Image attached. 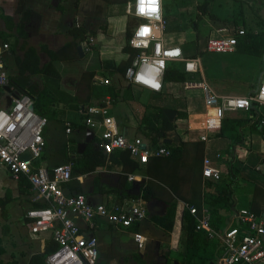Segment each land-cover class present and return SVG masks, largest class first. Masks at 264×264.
<instances>
[{
  "label": "crops",
  "instance_id": "obj_1",
  "mask_svg": "<svg viewBox=\"0 0 264 264\" xmlns=\"http://www.w3.org/2000/svg\"><path fill=\"white\" fill-rule=\"evenodd\" d=\"M234 1L236 7L232 10L228 9L225 0L219 3L218 12L210 11L212 6L208 5V12L219 17L215 19L201 11V0H163L167 20L165 44L181 47L190 56L200 52L212 36L234 33L242 28L256 34L264 33V0ZM132 2L0 0V44L9 43L11 47L4 59L10 79L20 76L19 60L33 48L39 63L32 66L34 72L25 74L30 91L35 98L42 92L49 93V100L53 102L50 105L59 116L50 119L45 128L46 148L36 164L52 170L80 158L91 144L95 151L101 152L98 142L104 131L103 120L106 116L113 117L127 139L151 152L168 147L172 154H153L148 162H141L130 153L136 162L132 167L122 155L128 150H116L114 155L105 154V165L62 184L66 194H83L93 205L141 202L147 209L146 218L130 227H115L97 219L95 227L91 228L85 220L77 218L81 232L98 240V264H222L221 237L228 229L240 226L236 217L238 211L249 209L264 222V173L257 164L264 157V135L249 123L240 128L241 136L237 138L218 136L223 123L217 129L205 127V94L201 89H187L185 81L204 80L214 91L223 94L214 86L217 81L213 83V80H221L226 66H221L218 60H206V53L201 54V72L194 75L185 72L183 62H169L179 66L170 65L168 69L184 71L187 77L183 82L165 83L164 80L162 91L129 83L126 71L140 53L130 45L128 38L129 27L132 32L137 25L131 11ZM76 27H84L87 35L93 37L94 54L85 51L86 40L79 42L80 39L73 36ZM223 28L225 30L220 31ZM190 42L196 50L185 51L183 46ZM90 66L96 70L89 69ZM211 69L214 74H207ZM262 72L260 83L264 79V66ZM98 84L114 87L119 93L117 102L113 103L109 95L95 96L93 85ZM10 87L12 93L17 91ZM160 92L169 98L163 99ZM5 95L0 91V107L7 106ZM160 105H170L164 113L176 128L166 129L158 135L161 124L155 119L151 121L148 114L153 106ZM166 109L176 110L174 121L170 120ZM179 109L185 111L187 117L179 118ZM250 113L228 112L224 118L227 119L224 132L235 135L236 132L230 129V119L245 118L251 116ZM69 126L71 130L67 132ZM88 130L93 136L86 143ZM155 138L157 144L153 145ZM206 157L221 169L222 180L203 176ZM130 176L134 178L130 179ZM221 181L230 183L233 206L230 210L218 208L212 215L207 202L217 196V185ZM146 191L148 197L144 198ZM34 196L35 191L30 186L14 179L8 168L0 163V261L29 264L31 256L44 252L47 241L52 238L50 233L36 234L30 230L27 211L39 204L34 201ZM3 203L6 216L2 211ZM189 205H200V213L209 210L212 231L198 230L196 226L194 232L187 229ZM173 211L174 218L171 219L169 214ZM136 233L143 235L142 243L136 241ZM13 236L19 237L18 245L24 244L30 251L24 262L18 257L23 251L18 247L10 250V244L16 242L7 239ZM258 264H264V260Z\"/></svg>",
  "mask_w": 264,
  "mask_h": 264
},
{
  "label": "built area",
  "instance_id": "obj_2",
  "mask_svg": "<svg viewBox=\"0 0 264 264\" xmlns=\"http://www.w3.org/2000/svg\"><path fill=\"white\" fill-rule=\"evenodd\" d=\"M132 14L140 21L129 40L132 47L140 50L133 64L126 71V78L132 85H139L153 91H162L164 77L171 61H181L185 72L194 75L202 70V53L231 54L238 50V36L245 35L246 29L234 33L210 37L196 55L187 56L181 47L165 44L164 32L167 20L163 11V0H133ZM143 8V11L141 10ZM155 9V11H153ZM225 30L224 28L220 31ZM93 47V37L86 40L85 51ZM9 43L0 44V91L10 86V77L5 65V54ZM107 82V80H106ZM187 89H201L205 94V127L217 129L222 126L228 112H249L258 105L260 127H264V79L248 95H224L214 91L204 80L185 81ZM11 104L0 107V163L5 165L12 177L19 180L26 177L35 191L34 201L45 206L31 208L26 217L30 220L31 232L50 233L57 242L58 249L47 256L48 264H98L99 243L95 236L84 235L77 224V218L85 220L91 228L97 219H103L115 227H130L143 221L147 209L141 202L135 204L104 203L91 204L83 194H66L61 184L73 178V164L67 162L52 170L37 166L46 148L45 128L49 120L38 114L35 99L17 92L9 93ZM93 111V108H90ZM104 131L98 142L99 149L112 154L116 150H128L141 162H148L155 155H171L172 151L160 147L151 152L141 144L123 135L113 117L103 120ZM70 126L67 132H70ZM220 155H218L219 157ZM264 161V157H263ZM203 176L218 181L222 179L221 169L209 157L204 159ZM134 176H130L133 179ZM188 209L197 219L198 230H211V215L208 209L199 212L198 207ZM240 226L228 229L221 237L222 264H258L264 260V222L253 211L241 209L237 213ZM212 231V230H211ZM213 235V232H212ZM142 243L143 235L135 234Z\"/></svg>",
  "mask_w": 264,
  "mask_h": 264
},
{
  "label": "trees",
  "instance_id": "obj_3",
  "mask_svg": "<svg viewBox=\"0 0 264 264\" xmlns=\"http://www.w3.org/2000/svg\"><path fill=\"white\" fill-rule=\"evenodd\" d=\"M121 1L129 2L130 0H121ZM208 5H209V0H205L200 6L201 11L204 14H208L211 18H215V19L219 18L215 14H211L208 12V9H207ZM135 18L138 24L140 20L137 17ZM133 32L134 31L131 32V28L129 27V30H128L129 39L132 37ZM72 34L76 38V40L80 39L79 42L82 40L85 41L89 37L84 27H78V28L76 27L75 29H73ZM94 52H95V47H92V49L87 53L94 54ZM238 52L244 53V54H250V55L263 54L264 53V33L256 34L251 31H246L245 35L238 36ZM19 61H20L21 74L18 77L10 79V86H13L14 89L17 90L16 92L21 95H29L33 97L35 99V110L38 114L47 117L48 120L58 119L59 118L58 114L56 113L54 109H52V106L50 105L52 101L49 100L50 98L49 93L42 92L39 95H37V97L35 98L33 95V92L30 91L31 86L29 85V79L27 76L25 77L26 72L27 71L34 72V70H32L33 69L32 66L34 64L39 63V58H38L36 51L33 48H29L26 51L24 58ZM89 69L96 70V67L90 66ZM186 77L187 75L184 71L177 70V69H168L165 73L164 80H165V83L171 82V81L183 82L184 80H186ZM92 91L95 96H105L106 97L109 95L113 103L117 102L118 97H119L118 95L119 93L115 91L114 87H111L109 85H104V84L93 85ZM160 93L163 99L169 98L168 95H166V93H162V92ZM101 104L105 105V103H101ZM167 106H170V105L153 106L152 107L153 110L148 114L151 121L155 119L161 124V129L157 130L158 135L163 134L164 130L166 129L175 130L176 128L175 123L170 122L164 113V109ZM175 108L178 109L177 106H175ZM84 109L85 111L86 110L88 111L87 108H84ZM178 112H179L178 113L179 118L187 117V113L185 111H182L179 109ZM150 114L153 116H151ZM250 114L252 117L248 116L245 118L230 119L229 121L230 129L236 132L235 135H232V134L228 135L227 133L224 132V129H225L224 124L227 120L225 119L223 121V126L221 127V131L218 133V136L225 135V136H230V138L231 137L237 138L241 136L240 128L242 126H245L248 123L256 127V129H259L264 135V127H260V122H259L260 112H259L258 105L253 106ZM155 139L156 140L152 141L153 145L157 144V138ZM165 148L169 149L168 147H165ZM105 154L106 153L102 151L101 152L95 151L94 146H92V144L89 145L86 151L82 154L80 158L76 157L71 161L73 164V177H76L77 175H80V174H86V173L95 171L99 166L105 165L107 161V155ZM122 155L127 160L126 163H131L132 167L136 165V162L135 160H133L129 151L122 152ZM130 171L133 172L132 170ZM73 179L74 178L71 179L72 182L74 181ZM20 181L21 183H23V185L26 184L31 187L30 182L25 177H21ZM217 188H218L217 196L211 202L210 201L207 202V204L211 207L212 215H215L217 213L218 208H225L226 210H230L231 207L233 206V203H232L233 200H232V195H231L232 191L230 189V183H225L221 181V183L217 185ZM147 197L148 196H147V191H146L144 198H147ZM4 205L5 204L3 203L2 211H3V215L6 216ZM41 206H45V203L39 202V204L36 205V207H41ZM198 206H199L198 207L199 210H201L202 208L200 207V205ZM169 218L171 219L174 218V211L169 214ZM186 220H187V229L190 232H194L195 226H196L195 216L190 214V212H187ZM57 249H58L57 242L51 238L50 240L47 241L45 251L38 252L32 255L29 261V264H47L46 262L47 256L53 253L54 251H56ZM0 264H19V263L17 261H9V262L0 261Z\"/></svg>",
  "mask_w": 264,
  "mask_h": 264
},
{
  "label": "rangeland",
  "instance_id": "obj_4",
  "mask_svg": "<svg viewBox=\"0 0 264 264\" xmlns=\"http://www.w3.org/2000/svg\"><path fill=\"white\" fill-rule=\"evenodd\" d=\"M194 2V0H190ZM205 0H201L203 3ZM222 2V0H209V6L211 5V10L210 11H219V3ZM225 2L228 5V9L232 10L233 8L236 7L235 1L234 0H225ZM171 3V2H170ZM173 9V7H172ZM185 51L190 50H196L195 45L192 44L191 42L188 43L187 45L183 46ZM238 52L233 53V54H218V53H206L207 57L205 58L206 60L210 59L213 60H218L221 63V66H226V72L223 73L224 76L219 79L213 80V83L215 81L216 85H214L219 92L223 94H232V95H247L253 88H257L258 85L260 84L261 78L263 77V66H264V53L261 55H250L251 57L243 56L241 54L237 55ZM221 59H224L222 61ZM176 67L179 66L177 63L169 64L168 66L170 67ZM207 66V65H206ZM208 70V68H207ZM214 69H211L210 71H207V74H214L213 72ZM233 74V76H231ZM237 75V76H236ZM242 76V77H241ZM198 78V75L196 76ZM203 108V106H202ZM205 108V107H204ZM257 164L261 167V171L264 173V162L259 161ZM19 237L13 236L7 239V241L16 242L15 244H10V250H13V248L18 247L17 249L20 251H23L22 254L19 253L18 257L22 262L27 257V254H30V251L27 250L25 245H18L17 241ZM24 240V238H22ZM21 248V249H20Z\"/></svg>",
  "mask_w": 264,
  "mask_h": 264
},
{
  "label": "water",
  "instance_id": "obj_5",
  "mask_svg": "<svg viewBox=\"0 0 264 264\" xmlns=\"http://www.w3.org/2000/svg\"><path fill=\"white\" fill-rule=\"evenodd\" d=\"M78 50L80 51V53L83 55V49L82 47H78ZM7 90V94L5 95V99L7 100V106H9L12 102L11 100V97L9 96V93H12V88L10 86H7L5 88ZM32 108H35V105L32 106ZM166 114L168 115V117L170 118V120L174 121L176 119V115H177V112L176 110H173V109H166L165 110ZM93 136V132L91 130H88L87 131V139H86V143L87 142H90L91 138ZM85 143V144H86ZM85 144H83L85 146Z\"/></svg>",
  "mask_w": 264,
  "mask_h": 264
},
{
  "label": "snow or ice",
  "instance_id": "obj_6",
  "mask_svg": "<svg viewBox=\"0 0 264 264\" xmlns=\"http://www.w3.org/2000/svg\"><path fill=\"white\" fill-rule=\"evenodd\" d=\"M141 10L143 11V8H141ZM153 11H155V9H153Z\"/></svg>",
  "mask_w": 264,
  "mask_h": 264
}]
</instances>
